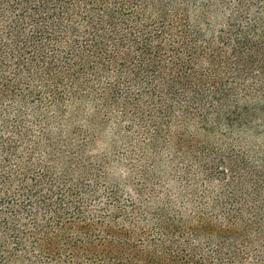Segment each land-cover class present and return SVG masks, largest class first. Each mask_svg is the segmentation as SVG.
Returning a JSON list of instances; mask_svg holds the SVG:
<instances>
[{
	"label": "trees",
	"instance_id": "16d2710c",
	"mask_svg": "<svg viewBox=\"0 0 264 264\" xmlns=\"http://www.w3.org/2000/svg\"><path fill=\"white\" fill-rule=\"evenodd\" d=\"M0 264H264V0H0Z\"/></svg>",
	"mask_w": 264,
	"mask_h": 264
},
{
	"label": "rangeland",
	"instance_id": "374dc122",
	"mask_svg": "<svg viewBox=\"0 0 264 264\" xmlns=\"http://www.w3.org/2000/svg\"><path fill=\"white\" fill-rule=\"evenodd\" d=\"M261 142V141H260Z\"/></svg>",
	"mask_w": 264,
	"mask_h": 264
}]
</instances>
